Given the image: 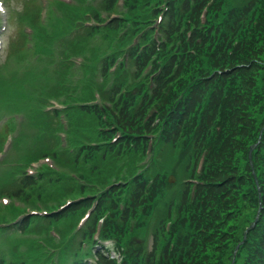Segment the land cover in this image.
I'll use <instances>...</instances> for the list:
<instances>
[{
	"label": "trees",
	"instance_id": "obj_1",
	"mask_svg": "<svg viewBox=\"0 0 264 264\" xmlns=\"http://www.w3.org/2000/svg\"><path fill=\"white\" fill-rule=\"evenodd\" d=\"M171 1L164 74L147 106L160 101L154 116L163 121L162 139L186 147L194 142L197 152L208 151L200 176L204 184L193 198L185 190L169 231L164 224L157 229L156 258L147 264H231L233 248L258 208L248 153L264 127V0ZM205 6L208 24L202 30L194 22ZM188 29L193 36L187 39ZM213 69L223 73L208 78ZM254 157L263 163L258 168L263 183L264 129ZM218 237L221 244L214 242ZM251 237L236 263L243 256L241 264H264L255 252L264 245L263 225ZM133 264H142L141 258Z\"/></svg>",
	"mask_w": 264,
	"mask_h": 264
},
{
	"label": "rangeland",
	"instance_id": "obj_2",
	"mask_svg": "<svg viewBox=\"0 0 264 264\" xmlns=\"http://www.w3.org/2000/svg\"><path fill=\"white\" fill-rule=\"evenodd\" d=\"M15 1H17V0H15ZM18 6V3H16L15 5H13V6H11V8L13 9H15V8H18L17 7ZM16 28L14 27L13 29H11V31L13 32V33H16V31H14ZM10 31V30H9ZM9 32L8 33V31L6 32V35L4 36V39H6V37H9L10 36V34L12 33V32ZM64 39V37H62V38H60L59 40H63ZM59 40H57V41H59ZM4 56H5V54L2 52V53H0V58H2V59H4ZM0 61H1V59H0ZM14 66V62L12 61L10 64H8L7 65V67H4V68H1L0 69V73L3 75V76H7V74L11 71V67H13ZM26 68H28V67H26V66H22V72H21V81H20V83H19V85L17 86V92L19 93V95H20V97L18 98V104L19 105H21V106H28V99L26 98V96L28 95V93H29V91L31 90V86L33 85V84H35V85H42L43 84V80H37V81H35L34 82V80L32 79V77H29L28 75H27V73H26V71H25V69ZM65 71H67V69H65ZM55 88H57V86L55 85V87H53L52 88V90H54ZM76 95V94H75ZM49 95H44L43 97H48ZM42 97V98H43ZM23 122H24V124H28L29 122H28V118L26 117V116H24V118H23ZM24 132L25 133H28V134H33V133H35L37 136H39L40 134H42V132H36V131H32V130H30L28 127L26 128V129H24ZM53 136L55 137V139H57V141L60 143V146H61V149L62 150H64V149H66L67 147H68V145H67V143H66V135L62 132V131H59V130H56V131H54L53 132ZM35 151H36V153H43V154H45V153H48L47 151L48 150H44V149H42L41 147L40 148H36L35 149ZM64 152H67V151H64ZM36 156H34V158H35ZM118 165V164H117ZM2 171H4V170H2ZM63 177H65V178H67L66 177V175H64ZM92 177L93 178H97L98 177V175L97 174H92ZM79 188H80V191H82L83 192V190H84V188L82 187V185L81 186H79ZM48 223H50L52 226H54L55 225V223H54V221L52 220V219H50L49 221H48ZM60 226L61 227H63L64 229H66L67 227H68V225L67 224H65L64 222H63V220L60 222ZM58 264V263H57Z\"/></svg>",
	"mask_w": 264,
	"mask_h": 264
}]
</instances>
